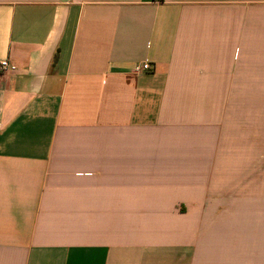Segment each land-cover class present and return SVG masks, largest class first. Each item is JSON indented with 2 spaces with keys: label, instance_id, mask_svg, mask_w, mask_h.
Returning <instances> with one entry per match:
<instances>
[{
  "label": "crops",
  "instance_id": "crops-1",
  "mask_svg": "<svg viewBox=\"0 0 264 264\" xmlns=\"http://www.w3.org/2000/svg\"><path fill=\"white\" fill-rule=\"evenodd\" d=\"M1 60L0 264H264V0H0Z\"/></svg>",
  "mask_w": 264,
  "mask_h": 264
},
{
  "label": "built area",
  "instance_id": "built-area-1",
  "mask_svg": "<svg viewBox=\"0 0 264 264\" xmlns=\"http://www.w3.org/2000/svg\"><path fill=\"white\" fill-rule=\"evenodd\" d=\"M16 69V66L9 62L8 60H1L0 61V73L6 72V71H14ZM151 66L149 63H141L134 66L133 71L135 73H141L145 71H150Z\"/></svg>",
  "mask_w": 264,
  "mask_h": 264
}]
</instances>
